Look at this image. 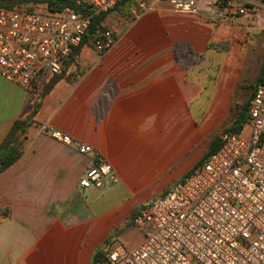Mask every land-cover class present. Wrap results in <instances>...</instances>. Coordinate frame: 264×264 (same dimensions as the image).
<instances>
[{"label":"crops","instance_id":"1","mask_svg":"<svg viewBox=\"0 0 264 264\" xmlns=\"http://www.w3.org/2000/svg\"><path fill=\"white\" fill-rule=\"evenodd\" d=\"M133 1L105 19L117 35L114 48L101 56L84 46L47 95L0 76V146L17 121L34 118L22 156L0 174V264L105 263L144 240L133 218L204 162L222 121L217 110L245 70L239 73L238 49L212 53L208 45L227 38L218 31L241 36L231 27L244 22H219L215 0H199L194 14L155 3L135 18ZM250 19L245 52L264 38V14ZM42 79L41 89L53 75ZM51 130L97 149L118 183L82 189L93 156L56 141ZM118 240L127 247L112 250ZM99 252L106 261L95 260Z\"/></svg>","mask_w":264,"mask_h":264},{"label":"built area","instance_id":"2","mask_svg":"<svg viewBox=\"0 0 264 264\" xmlns=\"http://www.w3.org/2000/svg\"><path fill=\"white\" fill-rule=\"evenodd\" d=\"M76 8L59 13L0 7V76L22 88L40 85L56 75L79 47L93 16H108L123 0H75ZM135 18L150 5L165 3L174 10L194 14L199 0H134ZM212 5V4H211ZM218 21L264 14V0H215ZM81 9V10H80ZM89 43L106 56L116 45L113 27ZM249 133L244 137L224 132L219 150L194 168L164 195L145 206L134 218L144 232L136 247L113 252L98 264H264V72L248 105ZM56 141L91 154L93 163L80 187L115 185L114 167L90 145L51 130Z\"/></svg>","mask_w":264,"mask_h":264},{"label":"trees","instance_id":"3","mask_svg":"<svg viewBox=\"0 0 264 264\" xmlns=\"http://www.w3.org/2000/svg\"><path fill=\"white\" fill-rule=\"evenodd\" d=\"M0 7L5 8V9L18 8L21 10H33L36 8H41L50 13H59L66 7L76 8V1L75 0H0ZM106 17H107L106 14H99L97 16H93L91 20V25L88 28L81 45L77 47L74 50L73 54L69 57V59L64 62L62 71L59 74L53 75V79L49 83H47L44 88L42 87L43 89L39 88V85L35 86L36 89L40 91V93L38 94V97L41 98L47 95L54 88V86L62 79L66 64L69 62H76L77 56L79 55L80 50L84 46L90 44L89 43L90 39L94 38V36L98 32L104 29V27L102 26V23L103 21H105ZM228 43L229 42L227 41L220 42V43H210L208 45V51L212 53L228 52V46H227ZM195 55L197 56L198 54H195ZM208 57L210 56L208 55ZM263 72H264V66L262 69V73ZM210 78H213V79H210L208 84L211 86L215 85L216 75ZM248 105L249 103H247L245 106L242 107L233 125L230 128H228L226 132L237 133L242 129V127L245 124H247ZM33 123H34V118L33 116H31L27 119L17 121L13 125L12 129L8 133L4 142L0 146V174L3 173L8 168H10L13 164H15L22 156L24 141L27 139V131H28V128ZM220 146H221V141H220V138L217 137L211 143V146L209 148V151L205 159L208 158L213 153L217 152ZM202 163H200L199 166ZM95 260L97 262L103 260L102 262H104L107 260V258L102 254V252H99L96 254Z\"/></svg>","mask_w":264,"mask_h":264},{"label":"rangeland","instance_id":"4","mask_svg":"<svg viewBox=\"0 0 264 264\" xmlns=\"http://www.w3.org/2000/svg\"><path fill=\"white\" fill-rule=\"evenodd\" d=\"M251 17L242 18L238 22H244L240 23L239 25H235L231 27V30H238L239 34L241 36H232L230 32L224 33L223 31H218L219 36H226V39H223L221 42H229L228 43V52H224L226 54H229L230 51L233 52L238 49L239 51V60L240 63L238 65L239 73H241L244 68L245 70L241 74V82L238 85V89L236 90V93L229 99L222 100L224 101L222 103V106L217 110L220 113V116L222 117V121L219 123V127L217 130L214 131L212 134V138H216L221 134V132L226 129L228 126H230L233 121L237 118L239 111L241 108L247 104L248 99L251 95V90L249 87L253 85L257 79L259 78L261 74V67L264 62V38L260 40V42L254 41L253 47L251 49H248V51L245 52V48L247 47V40L250 39L249 33V27L254 25V23L250 19ZM235 27V28H234ZM217 32V31H216ZM231 36V37H228ZM212 43V42H211ZM213 43H219V42H213ZM246 44V46H245ZM245 53V57H244ZM208 59H213L211 57H208ZM215 60H213L214 62ZM241 88V89H240ZM240 89V90H239ZM226 107V108H225ZM225 108V109H224ZM238 134L247 137L249 133V127L247 124H245L242 129L237 132ZM199 166V165H198ZM124 229V228H123ZM113 244L112 250H117L122 247H127L124 245L121 241H116Z\"/></svg>","mask_w":264,"mask_h":264}]
</instances>
